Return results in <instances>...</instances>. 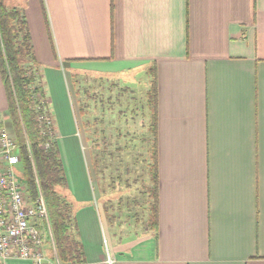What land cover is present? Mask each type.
Wrapping results in <instances>:
<instances>
[{
	"label": "crops",
	"instance_id": "0c3cea01",
	"mask_svg": "<svg viewBox=\"0 0 264 264\" xmlns=\"http://www.w3.org/2000/svg\"><path fill=\"white\" fill-rule=\"evenodd\" d=\"M11 3L26 8L43 86L66 95L67 69L96 64L122 87L145 78L146 97L156 67V224L147 205L140 222L120 221L107 192L108 226L93 203L75 212L81 264H264V0ZM84 181L81 204L94 195ZM44 251L41 264H54L52 240Z\"/></svg>",
	"mask_w": 264,
	"mask_h": 264
},
{
	"label": "rangeland",
	"instance_id": "374dc122",
	"mask_svg": "<svg viewBox=\"0 0 264 264\" xmlns=\"http://www.w3.org/2000/svg\"><path fill=\"white\" fill-rule=\"evenodd\" d=\"M6 1L11 3V0ZM99 69L101 67L96 64H82L77 70L67 69L66 95L60 86L42 87L51 101L47 112L55 121V135L57 132L60 134L58 145L68 180L67 188H58V191L65 196L74 212L83 205L93 203L103 226L109 224L107 192L108 197H115L113 206L120 214V221L134 222L136 216L140 222L145 206L141 196L144 175L139 160L148 156L151 147V136L142 129L145 128L142 126L145 119L141 109L146 103L143 93L147 83L145 78H139L138 84L130 87L113 86L110 82L114 81V76H108L107 72ZM0 122L12 132L7 109L0 113ZM101 153L104 160L101 168L104 171L98 177L93 164L100 160L98 155ZM135 161L137 165H133ZM15 174L24 181L20 166H16ZM85 176L94 195L93 202L85 200L81 204L75 193L82 195L86 192ZM118 176L120 180L116 181ZM128 207L136 211V215H129L128 212L122 215Z\"/></svg>",
	"mask_w": 264,
	"mask_h": 264
},
{
	"label": "trees",
	"instance_id": "16d2710c",
	"mask_svg": "<svg viewBox=\"0 0 264 264\" xmlns=\"http://www.w3.org/2000/svg\"><path fill=\"white\" fill-rule=\"evenodd\" d=\"M113 8V6H112ZM37 62L25 6L0 0V74L8 102L12 134L19 145L22 175L28 196L36 201L42 194L48 215L52 240L60 264L85 262L79 240L75 212L58 188H67V178L56 137L39 116L48 111V100L42 89L43 81ZM151 78L146 94L149 122L146 133L151 136L148 156L139 160L143 172V203L149 210V221L156 224L158 215V82L156 67L148 70ZM76 77V75H72ZM76 85V84H75ZM114 84L113 86H115ZM82 112L83 109H82ZM56 136V135H55ZM100 160L94 162L98 177L103 173ZM137 163L136 161L133 165ZM138 163V164H139ZM109 160L107 168H109ZM137 165V164H135ZM102 169V170H101ZM118 176L116 181H119ZM50 241L48 226L43 227Z\"/></svg>",
	"mask_w": 264,
	"mask_h": 264
},
{
	"label": "built area",
	"instance_id": "2783aa9c",
	"mask_svg": "<svg viewBox=\"0 0 264 264\" xmlns=\"http://www.w3.org/2000/svg\"><path fill=\"white\" fill-rule=\"evenodd\" d=\"M39 120L56 137L49 112L40 115ZM16 166L21 167L19 145L0 122V264L12 259L41 264L46 257L44 226H48L52 240L47 207L41 193L36 201L28 196L25 181L16 177ZM56 258L54 264H60L57 254Z\"/></svg>",
	"mask_w": 264,
	"mask_h": 264
}]
</instances>
